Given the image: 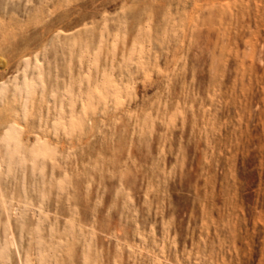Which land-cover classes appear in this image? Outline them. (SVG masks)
<instances>
[{
  "label": "rangeland",
  "instance_id": "rangeland-1",
  "mask_svg": "<svg viewBox=\"0 0 264 264\" xmlns=\"http://www.w3.org/2000/svg\"><path fill=\"white\" fill-rule=\"evenodd\" d=\"M0 264H264V0H0Z\"/></svg>",
  "mask_w": 264,
  "mask_h": 264
}]
</instances>
